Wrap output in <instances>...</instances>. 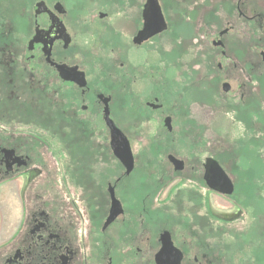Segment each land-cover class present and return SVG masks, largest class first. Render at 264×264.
<instances>
[{
	"label": "flooded vegetation",
	"instance_id": "flooded-vegetation-1",
	"mask_svg": "<svg viewBox=\"0 0 264 264\" xmlns=\"http://www.w3.org/2000/svg\"><path fill=\"white\" fill-rule=\"evenodd\" d=\"M263 204L264 0H0V264H264Z\"/></svg>",
	"mask_w": 264,
	"mask_h": 264
},
{
	"label": "water",
	"instance_id": "water-1",
	"mask_svg": "<svg viewBox=\"0 0 264 264\" xmlns=\"http://www.w3.org/2000/svg\"><path fill=\"white\" fill-rule=\"evenodd\" d=\"M109 125H110V130L112 133L113 142H118L117 140H120V138L117 136L121 135L122 146L121 147L116 146L115 147V153L121 157L123 163L127 166V171H129V169H130L129 167H131V165H132V157H131V152H130V149L128 146V142L125 139V137L123 136V134L118 129H116L113 124H109ZM229 191H231L230 188L224 189V192H229ZM117 206L118 205L116 204V202L113 199L112 204H111L110 214L107 217L106 223H109L110 221H112L116 217L117 212H118Z\"/></svg>",
	"mask_w": 264,
	"mask_h": 264
},
{
	"label": "rangeland",
	"instance_id": "rangeland-1",
	"mask_svg": "<svg viewBox=\"0 0 264 264\" xmlns=\"http://www.w3.org/2000/svg\"><path fill=\"white\" fill-rule=\"evenodd\" d=\"M236 129H237V127H236V124L234 125H232V130H231V134H230V136L229 137H233V135H234V133H236L235 131H236ZM233 138H236V137H233ZM237 145H240L241 146V144H239V143H237ZM251 158V159H253V157L251 156V155H246V156H244L243 158H242V160L240 161V163H242V164H247V163H249V160H248V158ZM239 162V161H238ZM254 164H255V166L257 165V164H259L260 162H258V161H256V159H255V162H253ZM261 164V163H260ZM241 199V198H240ZM264 205V204H263ZM222 206H224V207H228V204H226L225 202H223V201H220V200H218V207H219V209H218V211H221V213H227V214H230L232 211L230 210L229 212H225L224 210H222ZM241 207V206H240ZM241 210H242V212H241V217H238L237 218V222L236 223H234L233 224V229H236V230H240V229H243V228H246V227H251V225H254V222H253V219H252V216L250 215V208L249 209H243V208H241ZM240 225H241V227H240ZM243 226V227H242ZM240 228V229H239ZM252 228V227H251ZM253 228H256V224H255V226L253 227ZM262 228L264 229V225L262 226ZM264 244V243H263Z\"/></svg>",
	"mask_w": 264,
	"mask_h": 264
}]
</instances>
